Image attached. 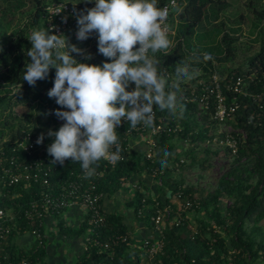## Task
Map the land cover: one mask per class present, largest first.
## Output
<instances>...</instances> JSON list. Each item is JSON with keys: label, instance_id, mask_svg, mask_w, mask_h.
<instances>
[{"label": "trees", "instance_id": "trees-1", "mask_svg": "<svg viewBox=\"0 0 264 264\" xmlns=\"http://www.w3.org/2000/svg\"><path fill=\"white\" fill-rule=\"evenodd\" d=\"M166 1L168 0H160V6ZM88 2L89 0L87 2L80 0L79 4L84 6ZM48 3L36 0L37 8L30 31L21 28L9 34L11 19H8V13L5 11L0 15V116L8 107L14 112L13 107L16 105L15 117H21L16 132L11 138H2L4 132L0 129V154L2 150L6 152L4 165H9L10 156L17 153H21L22 159L26 162L32 163L35 160L42 162L41 165H33L27 171L23 168L21 171L25 176L15 184H5L0 181V208L7 211L13 209L16 212L19 205L40 198L45 191L57 192L68 180L77 178L79 173H85L81 163L71 157L66 158L63 163L55 161L47 150L52 141L46 140L45 137L42 143L37 140L32 153L22 152L21 148L13 150L17 146L15 140L25 132H32L38 138L43 134L33 121V116L54 84L56 69L52 67L49 75L39 79L34 85L23 80V72L26 63L31 59L27 55V49L32 46L28 35L33 28L47 27L44 7ZM228 6L230 4L227 0H178V4L170 14L169 48L166 52L161 50L155 55L159 60L158 72L165 81V92L172 91L177 97V104L172 113L156 110L157 123H160L158 119L162 117L169 122L166 130L156 136L158 147L162 150L161 154L156 155L154 160L146 155L136 158L125 149L123 152L126 156L123 160L111 164L101 158L93 165L94 174L91 176L85 174L94 183L95 189L104 192L106 196L142 171L155 174L161 167L167 169L166 174L162 175V188L165 190L169 187L172 190L171 195L182 192L178 197L182 202V208H178L177 204L170 206V196L166 193L165 198L160 195L156 200H152L138 190L132 201L137 210L142 211L139 215L146 214L149 220L151 214L164 211L161 234L164 247L156 256L159 264H264V224L262 223L264 220V32H261L259 50L250 55L245 62L247 68H231L225 79L220 77L226 103L238 105L234 116L226 117L223 122L230 123L235 131H220V122L214 117L216 106L213 96L209 97L208 108L201 105L203 90L201 81L210 82L212 76L216 74L213 70L209 72L202 67L206 70L205 80L202 77L204 75H201L196 68H191L196 74L190 79H183L178 83L175 78L181 60L179 49L187 37L197 32L200 34L198 37L203 36L211 43L198 51L186 45L185 48L196 53L193 57L206 59L211 65L213 58L207 56L206 51H210L217 58H219L217 54L221 53L224 55L223 58H229L230 47L227 41L229 36L225 30V21L220 19L226 13ZM176 15L177 21L174 19ZM209 17H212V20ZM206 22L210 23L208 28ZM177 31L181 37L176 36ZM221 34L222 41L228 45L224 51L219 45L215 47L212 42V39ZM172 35L178 38L174 45H171ZM208 36H211L210 39ZM70 42L84 49L83 53H73L80 59H85L89 55L90 62L95 63L110 59L99 52L95 34L82 43L75 39ZM182 50L183 48L180 51ZM238 77H241L240 89L235 90L234 85ZM133 86L134 83L129 87ZM50 98L52 99L50 106L54 107L55 98ZM207 117L212 120L207 121ZM2 124L8 126L9 121L5 120ZM130 128V123L126 121L117 131L119 142L123 147L128 146ZM142 131L149 132L145 128ZM133 132L135 133L136 130ZM227 133H230L237 142L236 152L227 144L219 145V148L213 147L214 142L226 140ZM222 147L234 157L229 170L219 177L213 190L206 193L205 190L200 191L193 185H184V177L179 179L174 177V183L171 182L172 175L169 173L179 175L178 165L182 163V158H187V163L190 165L199 164L201 168H207L211 166L210 156L215 153L221 155ZM199 149L204 151L202 156H199ZM164 150H167L166 156ZM40 151H42L41 156H39ZM161 159L166 160L167 163L161 165L159 163ZM96 172L101 174L98 175ZM45 179L49 183H46ZM187 202L190 204L185 207ZM146 206L150 207L148 211L145 210ZM193 209L203 213L195 230L187 221L188 212ZM56 215L62 233L73 231L64 224L63 211ZM105 217V223L95 227L91 235L92 245L89 254L87 253L83 258L82 263L148 264L150 258L146 242H154L158 238L136 240L131 236L121 214L105 212ZM19 221H21L20 228L12 227V223L9 222L7 225L11 226L10 232L5 238H0V264L5 263V256L18 261L19 255L23 253L30 254L38 262L46 251V245L34 251L36 242L29 251L17 249L13 241L14 236L26 230L32 231L37 226L27 221ZM83 223L82 229L79 230L82 232L90 228L87 219ZM43 238L47 243L48 237L44 226ZM94 239L100 240L105 247L96 245Z\"/></svg>", "mask_w": 264, "mask_h": 264}, {"label": "clouds", "instance_id": "clouds-1", "mask_svg": "<svg viewBox=\"0 0 264 264\" xmlns=\"http://www.w3.org/2000/svg\"><path fill=\"white\" fill-rule=\"evenodd\" d=\"M167 15L168 7L160 6V0H94L92 7L78 14L77 39L95 34L99 52L110 58L102 63L90 62V55L85 59L73 55L84 49L69 43L72 38L65 34L48 27L33 28L28 35L32 46L27 49L31 59L25 65L23 80L34 85L46 78L52 67L56 69L48 95L61 106L55 112L64 123L48 133L55 137L47 149L55 161L63 163L71 157L91 176L93 165L107 158L113 146L116 152L111 158L118 159L117 125L122 120L132 128L141 125L151 130L154 110L174 111L177 97L172 91L165 92L155 55L169 48L163 24ZM195 74L194 69L181 67L175 78L179 83ZM43 139L41 134L38 142Z\"/></svg>", "mask_w": 264, "mask_h": 264}, {"label": "built area", "instance_id": "built-area-1", "mask_svg": "<svg viewBox=\"0 0 264 264\" xmlns=\"http://www.w3.org/2000/svg\"><path fill=\"white\" fill-rule=\"evenodd\" d=\"M178 4V0H168L162 6L168 7V15L164 20L163 24L166 25V30L169 34L171 31L169 25V18L170 14L173 11L174 7ZM94 5V0H89L84 6H80L79 3L69 1V0H57L46 4L44 7L45 10V18H46V26L50 29V31L63 33L65 34L68 39H75L77 42L82 43L85 40L77 39V30H78V23L77 17L78 14L82 10H86L89 7ZM134 45V47H138ZM203 90L201 95L203 107L208 108L209 105V97L213 96L214 103L216 106L214 117L218 119V121L222 124L226 117L234 116V112L236 111L238 105L236 103L227 104L224 98V92L221 85L220 76L218 74H214L210 82L201 81ZM241 84V77H238L237 81L235 82L234 89H240L239 85ZM184 96V95H183ZM185 97V96H184ZM160 123L156 121V110H154L153 115V128L149 130L148 133H144L142 131L144 128L141 125H137L135 128H130L128 132L130 135H148L147 140L149 144V148L146 152V156L149 159H155L156 150L158 147L157 138L156 136L159 132H163L166 130L169 122L165 119V117L158 119ZM127 120H122L120 124L117 125L118 129L126 122ZM163 122V123H161ZM171 130V128L169 127ZM133 130H136L134 133ZM230 131V130H229ZM226 140H219L218 142L221 144L229 145L234 152L237 149V142L230 135L227 133ZM38 136L34 135L32 132H25L21 137H18L15 140L17 146L13 148L14 151L17 148H21L22 152L32 153L33 149H35L37 144ZM129 150V143L128 146L123 147L120 144V150L117 153L118 159L115 161L112 160L111 155L113 152H116L115 146L112 147L110 150L107 158H102L103 160H107L111 164H115L118 160H123L126 156L124 154V150ZM6 152L2 150L0 154V167L2 168V172L0 173V181L3 183L15 184L19 182L25 175L21 171L23 168L27 171L33 165H41L42 162H38L35 160L34 162H26L22 159L21 153H17L16 155H11L9 158L10 164L4 165V156ZM42 155V151L39 152V156ZM186 159L182 158V162ZM166 168L161 167L155 173L158 174L159 184L163 183L162 175L166 174ZM98 175L101 172H96ZM46 183H49L47 179H45ZM134 188L139 187L138 182H133ZM182 193V192H181ZM179 193L177 196H181ZM105 197V193L102 191H97L95 189L94 183L86 177L85 173H79L77 178H73L68 180L66 183L62 185V188L57 192L52 191H45L41 194L40 198L33 199L29 201L27 204L19 205V209L14 212L13 209L10 211L4 210L0 208V238H5L7 234L11 230V226L7 225L12 223V227L20 228L21 221H27L30 224H37L36 227L33 228L32 233L34 235V243L36 242V247L34 251H37L40 246H45L47 243L43 238V226L45 218L50 215H55L64 211L68 207L73 206L74 204L80 205L86 213V218L88 223L90 224L89 230L93 234L95 231V227L103 225L105 223V211L103 209V199ZM190 202H187L185 207H188ZM65 208V209H63ZM168 208V207H167ZM166 208V209H167ZM164 212V211H163ZM163 212L158 214H151L150 222L154 225L156 230L160 232V235L157 240L154 242H146L147 243V251L149 254V262L148 264H159L156 259V256L162 251L164 247V240L161 237L163 226H162V218ZM139 213L141 214L142 211L140 210ZM23 226V223H22ZM91 234V235H92ZM125 239V238H124ZM94 243L96 245H100L105 247V244L102 243L98 239H94ZM34 246V245H33ZM146 246V245H145ZM2 264H37L34 258L30 254L23 253L19 255L18 261L10 259L8 256H5V263Z\"/></svg>", "mask_w": 264, "mask_h": 264}, {"label": "rangeland", "instance_id": "rangeland-1", "mask_svg": "<svg viewBox=\"0 0 264 264\" xmlns=\"http://www.w3.org/2000/svg\"><path fill=\"white\" fill-rule=\"evenodd\" d=\"M42 1L43 3H48L52 2L53 0ZM69 1L74 2V0ZM83 1L87 2L88 0ZM229 2L230 6L226 8V13L220 18L225 21V30L229 36L227 40L230 47V53H228L229 58H223V53L217 54L219 57L217 58L211 54L210 51H206V55L210 56V58H213V63L211 65L206 59L193 57L196 55V53L190 51V49H188L189 47L198 51L201 48H205L207 44L211 43V41L209 42L205 40L207 38L203 36L198 37L199 33L197 32L193 36L187 37V39H185L183 42L184 44H182L181 48L179 49V54H181V56H179L181 60L179 62L178 68H196L201 75H204L202 76L204 80L206 78V70L202 67L206 68L209 72L213 70L216 74L224 79L227 77L230 71L229 69L231 68H247L245 62L247 61L248 57L257 52L260 48V36L261 32H264V0H229ZM36 8V0H0V15H2V13L5 11L8 13V19H11V28L9 29L8 33H15L21 28H25L30 31L33 27ZM176 13H178L177 9ZM174 19L177 21L178 16L176 15ZM209 19L212 20V17H209ZM209 26L210 23L206 22V27L208 28ZM207 33L209 34V32ZM174 35L171 37V45H174V42L178 40V38L174 37ZM176 36L181 37V35L178 34V31ZM210 37L211 36H208L209 39ZM222 38L223 36L221 34L217 38L212 39V42L215 47L219 45L220 49L224 51L225 47L228 45L222 41ZM94 39L96 38L94 37ZM186 45L188 48H185ZM182 48L183 50L180 51ZM50 100L52 99L49 97V95H47L43 104L36 110V113L33 116V121L43 133L45 139L53 141L55 137L49 135V131L51 129H59L64 121L58 118L55 112V110L61 106L56 103V100H54L56 105L51 107ZM13 108L14 112H12V110L8 107L0 116V129L4 132L2 138H11V136L16 132L17 126L21 121L20 116L18 118L15 117L17 114L16 105ZM5 120L9 121L8 126H4L2 124V122ZM211 120L207 117V121ZM224 130L235 131L233 126L227 122L222 124L220 123V131L225 132ZM219 145L222 144L219 142H214L213 147L219 148ZM220 152H222L220 153L221 155L215 153L210 156L211 166L207 168H201L199 164L190 165L187 163V158L186 161L180 163L178 165V171L182 172V177L185 178V183H195L199 188L202 187L206 193L213 190L218 182L219 177L229 170L232 164L231 161L234 157L233 155H230L229 152H225L223 147L221 148ZM203 154L204 151L199 149V156H202ZM205 192L204 194L206 195ZM176 197L178 196L176 195ZM262 223L264 224V220Z\"/></svg>", "mask_w": 264, "mask_h": 264}, {"label": "crops", "instance_id": "crops-1", "mask_svg": "<svg viewBox=\"0 0 264 264\" xmlns=\"http://www.w3.org/2000/svg\"><path fill=\"white\" fill-rule=\"evenodd\" d=\"M230 4L229 0H227ZM148 135H130L129 136V151L132 157H139L146 155L149 148ZM180 144L182 142H179ZM184 144V142H183ZM177 148V146H175ZM175 148V149H176ZM162 152L160 147H157L156 154L160 155ZM179 172V171H178ZM172 175L170 180L174 183V177H182V172L179 175ZM133 182H138L139 187L134 188ZM193 185L198 187L195 183H185L184 185ZM198 189L204 190L202 187ZM140 190L145 196L156 200L160 195L165 198L170 196V206L177 204L182 208L181 200L175 194L171 195L172 190L169 187L163 190L162 185L159 184V178L153 173L147 171L140 172L132 180L127 181L120 186V188L111 194H107L103 199V209L106 213H117L123 217V222L127 225L131 236L139 241H146L150 238H158L160 232L156 230L154 225L150 222L147 215H139L136 205L132 203L135 199L136 192ZM165 191V192H164ZM148 208H150L148 206ZM147 206L145 210L148 211ZM203 217L200 210L193 209L188 212L187 221L190 227L195 230L198 225V220ZM64 224L68 229L73 231L62 233L58 223L59 219L55 215H50L45 218L44 230L48 237L46 244V251L37 264H83V258L89 254L91 248V231H79L83 227V222L86 218V213L83 208L74 204L63 211ZM13 241L18 250L29 251L34 245V235L32 231L26 230L14 236ZM142 264V262H141ZM262 264V263H257Z\"/></svg>", "mask_w": 264, "mask_h": 264}]
</instances>
